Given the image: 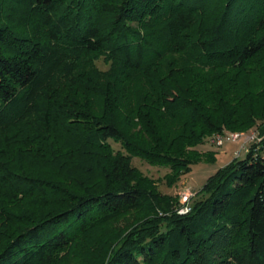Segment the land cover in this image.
I'll use <instances>...</instances> for the list:
<instances>
[{"label": "trees", "instance_id": "1", "mask_svg": "<svg viewBox=\"0 0 264 264\" xmlns=\"http://www.w3.org/2000/svg\"><path fill=\"white\" fill-rule=\"evenodd\" d=\"M252 127L186 213L131 164ZM115 217L93 264H264V0H0V264H79Z\"/></svg>", "mask_w": 264, "mask_h": 264}, {"label": "rangeland", "instance_id": "2", "mask_svg": "<svg viewBox=\"0 0 264 264\" xmlns=\"http://www.w3.org/2000/svg\"><path fill=\"white\" fill-rule=\"evenodd\" d=\"M215 3L216 2L209 3L208 12H210L211 15H213V11L217 6ZM96 66L103 70L108 68V64L105 63L102 58L96 61ZM110 80L116 79L114 76H111ZM122 119L125 122L124 116H122ZM262 138L263 136L260 135L258 127H252L242 132H230L226 130L215 133L207 137L204 145L201 147L202 150H216L217 153L215 156L203 155L198 162L192 165L190 170L179 179L170 177L171 170L169 167L152 165L139 157H133L131 159V164L135 166L143 176L150 179L160 192L173 195L178 200L179 205L177 208L180 209L182 205L190 206V202L199 197L198 194L202 185L218 167L228 163L234 157H243L247 149L254 143L259 144ZM111 143L114 148L119 147L118 144L114 142ZM29 158L31 157L29 156ZM44 168L52 175V170L49 165L44 166ZM185 193H188L189 200L183 204L182 198ZM52 204L53 202H50L49 205L51 206ZM23 209L24 211H29L25 206ZM13 225L14 224L11 223L10 227L12 228ZM123 226L124 224L120 217H115L108 222L89 229L72 245L68 255L69 258L77 260L79 264H93L97 257H102V255L107 252L108 248L111 249L113 240L115 239L114 236L119 235Z\"/></svg>", "mask_w": 264, "mask_h": 264}, {"label": "built area", "instance_id": "3", "mask_svg": "<svg viewBox=\"0 0 264 264\" xmlns=\"http://www.w3.org/2000/svg\"><path fill=\"white\" fill-rule=\"evenodd\" d=\"M188 200H189V195H188V193H185L183 195V198H182V201H183L182 203L184 204V202H186ZM187 204H188V202H187ZM189 210H190V206H188V205H186V206L182 205V207H180V209H178V212L179 213H186Z\"/></svg>", "mask_w": 264, "mask_h": 264}]
</instances>
